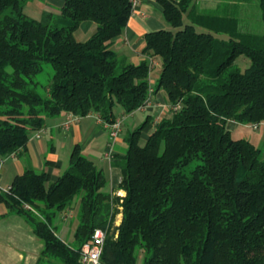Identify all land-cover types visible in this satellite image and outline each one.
<instances>
[{
    "label": "trees",
    "instance_id": "obj_1",
    "mask_svg": "<svg viewBox=\"0 0 264 264\" xmlns=\"http://www.w3.org/2000/svg\"><path fill=\"white\" fill-rule=\"evenodd\" d=\"M27 1L0 0V157L23 147L47 117L94 112L112 123L115 105L130 113L151 88L149 62H127L110 47L130 0H63L39 19L24 12ZM156 1L172 29L145 33L144 51L160 62L155 90L171 109L159 121L147 115L124 136V196L103 190L102 170L78 145L55 180L25 169L8 193L0 191V202L42 243L35 264H78L95 228L106 231L101 264H264V155L226 126L264 122V31L241 30L221 4ZM258 3L264 23V0ZM82 21L96 27L80 41L74 31ZM240 55L250 61L244 70L235 65ZM45 65L52 75L42 93L37 74ZM68 208L78 219L71 243L53 225Z\"/></svg>",
    "mask_w": 264,
    "mask_h": 264
},
{
    "label": "crops",
    "instance_id": "obj_2",
    "mask_svg": "<svg viewBox=\"0 0 264 264\" xmlns=\"http://www.w3.org/2000/svg\"><path fill=\"white\" fill-rule=\"evenodd\" d=\"M196 1L202 9H215L222 3V0ZM43 2L40 18L44 12H52V6L59 10L63 4V0H45ZM183 20L184 23L188 22L185 14ZM95 27L96 25L92 21H82L74 31V36L77 40H85L92 34ZM159 29H172L163 16L161 6L156 0H141L138 7L131 11L122 33L110 41V47L127 62L137 64L143 60L149 61L151 57L148 52L144 51L143 37L145 33ZM160 70V62L157 60V64L149 72L150 104L145 109H137V111L145 113L146 116L153 117L154 121L169 116L171 109L166 93L162 89L155 90ZM113 110L116 118H123L124 121L131 120V129L143 121L139 117L135 118L134 112L124 113L123 109L117 105ZM67 114L62 112L47 117L41 129L29 134L23 147L10 155L0 157V186H9L13 178L25 169L45 170L50 174L51 180H55L68 167L72 149L78 145L82 153L102 170L106 179L103 190L112 195L124 196L125 192L118 189L121 175L118 163L126 148L123 136L124 121L121 133L113 144L112 156L106 158L104 155L111 142V137L108 129L97 119V115L90 112L85 116L78 117L68 128H64L62 123L67 118ZM237 123L232 120L228 121V129H234ZM147 133L145 130L142 134L144 140ZM72 211L75 209L68 208L62 211L58 214L60 224L53 223L55 229L59 227V232L55 231L63 241L65 238L61 233L66 230V235H69L67 228L72 224L70 221L73 218ZM120 220L121 213H118L115 225H118ZM76 225L77 222L75 227ZM73 233L74 230L72 237ZM41 250L42 243L36 238L25 219L11 212L3 202H0V264H35Z\"/></svg>",
    "mask_w": 264,
    "mask_h": 264
},
{
    "label": "rangeland",
    "instance_id": "obj_3",
    "mask_svg": "<svg viewBox=\"0 0 264 264\" xmlns=\"http://www.w3.org/2000/svg\"><path fill=\"white\" fill-rule=\"evenodd\" d=\"M45 0H28L24 7V12L32 17L39 19L42 12V4L44 5ZM222 7L224 6L225 11L235 17L238 20L239 28L246 32H252L256 34H261L264 31V23L261 16V9L259 7L258 0H222ZM52 12H58L59 10L56 7L52 6ZM55 8V9H54ZM187 22V21H186ZM235 65L238 66L241 70L246 69L250 65V61L243 55H240L235 60ZM52 69L49 65H45L44 69L37 74V79L40 82L39 91L44 93L45 87L51 79ZM116 106V105H115ZM117 107L121 108L120 105ZM134 112V117H139V119L144 120L146 117L145 113H141L139 111L134 110L130 113ZM129 114V113H128ZM124 119L122 118V122ZM125 125V131L123 136L127 134L128 131L132 130L131 128V120L127 119L123 122ZM254 124L249 123H237L234 129H229L234 138H244L249 140L252 144H254L257 148L260 149L261 154L264 155V122H260L256 124V128L253 127ZM138 126V125H137ZM227 128L228 125L226 124ZM139 142L142 144L144 142L143 138H140ZM197 161H194L190 164L186 171L192 168ZM77 204V202H76ZM73 218L70 220L72 224L69 228H67V233L69 231V235H66V230H64L61 234L65 238L64 240L68 243L73 241L72 232L75 229V224L77 222V217L75 215V211H72ZM118 216V214L116 215ZM115 216V219H116ZM53 223L56 225L60 224V218L57 214L53 220ZM115 226V221L114 225ZM113 229V228H112ZM111 229V230H112ZM59 232V227L56 229ZM60 235V234H59ZM61 236V235H60ZM141 263V259L139 258L138 264Z\"/></svg>",
    "mask_w": 264,
    "mask_h": 264
},
{
    "label": "built area",
    "instance_id": "obj_4",
    "mask_svg": "<svg viewBox=\"0 0 264 264\" xmlns=\"http://www.w3.org/2000/svg\"><path fill=\"white\" fill-rule=\"evenodd\" d=\"M131 1V11H134L141 0H130ZM150 69L154 68L157 64V60L152 58L148 61ZM151 91V89H150ZM150 94V93H149ZM150 97L148 96L147 100L143 105L138 107V109H145L146 106L150 104ZM78 116L68 113L67 118L63 121L62 126L68 128L74 121H76ZM97 119L103 123L105 128L108 129L109 135L111 137V142L108 145V149L105 152V157L110 158L112 156V148L116 139L119 137L122 130V118H116L112 123L103 122V120L97 116ZM256 128V124L253 125ZM10 186L2 187L0 186V191L8 193ZM28 207V206H26ZM29 208V207H28ZM66 217V215H65ZM64 217V218H65ZM106 237V231L102 228H95L86 242H84L78 251V264H101L100 256L103 250L104 240Z\"/></svg>",
    "mask_w": 264,
    "mask_h": 264
}]
</instances>
